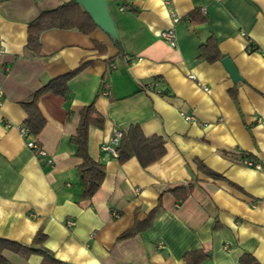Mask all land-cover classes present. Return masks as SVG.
I'll return each mask as SVG.
<instances>
[{
    "label": "crops",
    "instance_id": "crops-1",
    "mask_svg": "<svg viewBox=\"0 0 264 264\" xmlns=\"http://www.w3.org/2000/svg\"><path fill=\"white\" fill-rule=\"evenodd\" d=\"M67 1L0 0V238L28 245L41 229L43 246L63 264H186L193 251L207 254L196 264H240L245 254L264 264V0H106L118 45L100 28H49L38 53L28 49L27 24ZM168 28L175 45L159 36ZM210 36L240 81L221 59L199 56ZM80 64L67 96L38 98L44 126L24 137L19 102ZM90 104L104 124L89 127L88 153L105 173L81 200V160L69 139ZM134 124L164 140V155L146 167L135 157L119 163L101 148L114 130ZM188 183L185 200L163 193L150 225L118 238L147 217L162 191ZM2 256L7 264L42 260L8 250Z\"/></svg>",
    "mask_w": 264,
    "mask_h": 264
},
{
    "label": "trees",
    "instance_id": "trees-1",
    "mask_svg": "<svg viewBox=\"0 0 264 264\" xmlns=\"http://www.w3.org/2000/svg\"><path fill=\"white\" fill-rule=\"evenodd\" d=\"M193 16V15H191ZM204 20V18L200 19ZM49 28L71 29L75 28L84 34L91 33L98 28L91 16L83 9V7L70 0L51 10L41 12L36 18L27 24L26 47L35 53L39 51V35L42 31ZM118 45V41H114ZM199 56L204 57L208 62L221 59L215 39L210 36L204 44L199 48ZM85 64H80L75 69L52 78L42 84L27 98L19 102L21 108L26 114L23 121V127L27 129L29 134L37 135L44 126L45 120L37 108V100L44 93L53 95L67 96L68 80L78 73ZM232 98L235 99L233 91ZM104 118L99 114L95 107L90 104L84 106L79 111V120L76 132L70 137V143L74 147V155L81 160L78 165V174L81 182V200L90 199L100 187L105 173V167L100 162L92 159L88 153V130L90 126L102 128ZM117 152V160L119 163L125 162L130 157H135L141 167H146L162 157L165 153L164 140L160 136H144L140 127L136 124L130 125L126 132H121V136L115 146ZM203 169L211 179H221L222 177L209 169ZM193 188L192 183L186 185H178L168 187L160 194L157 205L149 212L147 217L141 222H134L131 228L122 232L118 238H126L133 235L136 231L147 228L154 218L155 213L161 208V196L163 193H170L176 201L185 200ZM46 239L41 229H38L33 235L28 245L18 243L16 241L0 238V264H7L2 256L4 250L28 256L36 254L42 258L40 264H63L56 259L52 252L43 246ZM207 257L202 251L188 252L184 255L186 264H196ZM240 264H259L252 256L243 255L240 258Z\"/></svg>",
    "mask_w": 264,
    "mask_h": 264
},
{
    "label": "water",
    "instance_id": "water-1",
    "mask_svg": "<svg viewBox=\"0 0 264 264\" xmlns=\"http://www.w3.org/2000/svg\"><path fill=\"white\" fill-rule=\"evenodd\" d=\"M80 4L83 9L91 16L95 24L104 31L112 41H117L118 36L115 30L114 23L109 16L107 10L106 0H74ZM221 64L224 69L227 71L230 79L233 82L240 81L241 77L237 71L236 66L232 60L225 56L221 60Z\"/></svg>",
    "mask_w": 264,
    "mask_h": 264
},
{
    "label": "built area",
    "instance_id": "built-area-1",
    "mask_svg": "<svg viewBox=\"0 0 264 264\" xmlns=\"http://www.w3.org/2000/svg\"><path fill=\"white\" fill-rule=\"evenodd\" d=\"M165 4H167V1H164ZM168 12L170 15V18L172 20V22H177L178 21V17L176 16V14L174 12H172L169 8H168ZM159 36L167 41L170 45H175V34L173 29L168 28V29H164L159 33ZM3 53V46H2V40H1V36H0V55ZM190 78H194L193 75L189 76ZM156 85V84H155ZM4 96V92L2 90V88L0 87V105L2 103V98ZM182 116L185 118V120L190 121V122H196V119L194 116L190 115V114H182ZM20 132L24 137L29 136V132L27 131V129L25 127H21L20 128ZM121 136V132L119 130H114L113 135L110 137L109 141L107 143H104L101 145V148L103 151L107 152L108 154H110L112 157H117V152L115 150V146L117 145V142L119 140ZM27 147H29L30 149H33L36 147L35 143L33 140H28L26 142ZM37 153L39 155H46L45 152L41 149L37 150ZM47 162H50V159L47 160ZM244 163L249 165V166H255L256 168H259L260 166L258 164L253 163L251 160L249 159H245ZM114 216H118V214L116 212L113 213ZM66 225L71 226L73 225V220L68 219L66 220Z\"/></svg>",
    "mask_w": 264,
    "mask_h": 264
}]
</instances>
